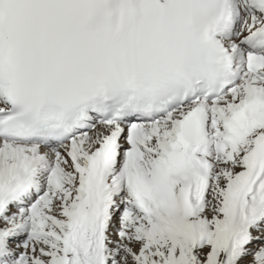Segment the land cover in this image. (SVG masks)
Listing matches in <instances>:
<instances>
[{"label": "snow or ice", "instance_id": "snow-or-ice-1", "mask_svg": "<svg viewBox=\"0 0 264 264\" xmlns=\"http://www.w3.org/2000/svg\"><path fill=\"white\" fill-rule=\"evenodd\" d=\"M0 264H264V0H0Z\"/></svg>", "mask_w": 264, "mask_h": 264}]
</instances>
